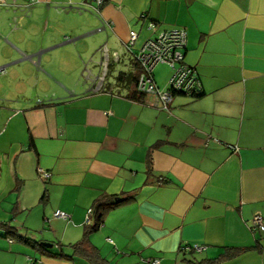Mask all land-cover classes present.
I'll return each instance as SVG.
<instances>
[{
    "label": "crops",
    "instance_id": "0c3cea01",
    "mask_svg": "<svg viewBox=\"0 0 264 264\" xmlns=\"http://www.w3.org/2000/svg\"><path fill=\"white\" fill-rule=\"evenodd\" d=\"M5 1L0 223L17 236L0 230V264H264L253 228L264 217V0H105L99 12L93 0ZM148 21L186 31L202 82L169 111L117 84L138 73ZM105 45L119 55L107 69ZM154 76L160 88L172 77ZM101 197L125 201L86 236L93 259L73 245Z\"/></svg>",
    "mask_w": 264,
    "mask_h": 264
},
{
    "label": "built area",
    "instance_id": "2783aa9c",
    "mask_svg": "<svg viewBox=\"0 0 264 264\" xmlns=\"http://www.w3.org/2000/svg\"><path fill=\"white\" fill-rule=\"evenodd\" d=\"M93 2L96 11L99 12L105 0H93ZM5 6H7L6 1L0 0V7ZM15 6L17 7V5ZM26 9H28V7H26ZM143 18H146V16L143 15ZM157 27L158 25L156 22H147L148 31L155 36L151 35L148 37L138 52L134 53V57L141 67V73L137 81V89L153 98L152 101L148 102L150 106L158 107L160 105L161 108L169 111L175 93L186 92L199 94L202 92V84L198 80L197 72L185 61V49L187 45L186 31L184 29H172L160 30L157 32ZM138 37L139 34L137 31H131L130 41L127 44L129 51L133 50ZM100 51L102 55L101 65L103 67L105 66L106 69L112 57L116 59L119 58L118 52H112L106 45L103 46ZM159 64H167L173 70L172 77L169 81V90H162L155 80L154 70ZM0 71L4 72V69L0 67ZM105 74L106 72L104 75L98 76L94 80V83L97 85L96 90L102 91V89H104L102 83L105 80ZM41 172L43 178L47 179L51 176L50 172H45L43 170H41ZM92 215L93 209L91 208L87 214V223L91 221ZM54 216L63 219L70 218V215L62 210L55 211ZM253 228L264 230V217L262 214L256 213L254 215ZM10 241L12 242L13 239H10ZM184 248L189 251H202V247L198 246H188ZM31 264H35V262L31 261Z\"/></svg>",
    "mask_w": 264,
    "mask_h": 264
},
{
    "label": "trees",
    "instance_id": "16d2710c",
    "mask_svg": "<svg viewBox=\"0 0 264 264\" xmlns=\"http://www.w3.org/2000/svg\"><path fill=\"white\" fill-rule=\"evenodd\" d=\"M135 62H136V66L139 69L138 73L136 74V73H129V72L128 73L127 72H120L118 77H117V84L122 83V84L126 85V83H130V85H132V89H134V90H132L131 94H129V97L134 99V100H142L141 99L142 96L145 97L147 95H145L144 93L138 91V89H137V81H138V77H139V75L141 73V67H140L139 63L136 61V59H135ZM110 66H111V64H109V67ZM197 75H198V73H197ZM198 80L202 84L199 75H198ZM133 84H134V86H133ZM106 90H107V88L102 89V91H106ZM112 91L114 92L115 90L112 89ZM115 93H117V92H115ZM202 93H203V90L199 94L198 93L197 94H191V93H186V92H177V93L174 94V97L177 94H184V95L197 97V96L202 95ZM174 97H173V99H174ZM163 110H165V109H163ZM124 201L125 200H123V199H119L118 201L117 200L111 201V199L109 197H101V198H98L95 201V203H94V205L92 207L93 215H92L91 221L87 224L88 225V229L86 230L85 238L82 241H80V242H78V243L73 245V247H74L76 252L79 251L80 249L86 247V249H85L86 252H87L86 256H89V257H91L93 259H96V258L98 259V256L95 255V253H92V251H90V252L87 251L89 245H88V239H87L86 236L90 232L100 228L101 224L104 222L105 213H106V211L108 209H110V208H112V207H114L116 205H119L120 203H122ZM1 227H4V228H6L8 230L9 236H11V237L13 236V238H16L15 235L17 236V233H16L14 228H12L11 226H8L6 223H0V228ZM18 238L19 239H23L21 237H18ZM25 241L31 243L33 246L40 245V244H35V241H33L31 239H28V240L26 239Z\"/></svg>",
    "mask_w": 264,
    "mask_h": 264
},
{
    "label": "rangeland",
    "instance_id": "374dc122",
    "mask_svg": "<svg viewBox=\"0 0 264 264\" xmlns=\"http://www.w3.org/2000/svg\"><path fill=\"white\" fill-rule=\"evenodd\" d=\"M155 75L157 76L158 79H165L167 80L171 75H172V69L170 66L166 65V64H159L156 68H155ZM88 74V71L86 73V75ZM89 74H91L89 72ZM162 90H169L170 89V86L167 85L165 87H161ZM3 229V230H2ZM0 230H2V232H4V230L6 231V229L4 227L0 228ZM13 240L14 238L11 237ZM13 263H14V260H13ZM19 264V262L17 263ZM27 264H31L30 260H29V263L27 261Z\"/></svg>",
    "mask_w": 264,
    "mask_h": 264
},
{
    "label": "water",
    "instance_id": "95a60500",
    "mask_svg": "<svg viewBox=\"0 0 264 264\" xmlns=\"http://www.w3.org/2000/svg\"><path fill=\"white\" fill-rule=\"evenodd\" d=\"M42 245L45 246V247H51V245L48 244V243H42Z\"/></svg>",
    "mask_w": 264,
    "mask_h": 264
}]
</instances>
